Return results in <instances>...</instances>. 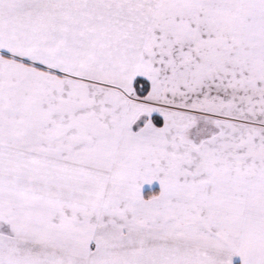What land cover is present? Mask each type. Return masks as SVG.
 <instances>
[{"label":"snow or ice","instance_id":"obj_1","mask_svg":"<svg viewBox=\"0 0 264 264\" xmlns=\"http://www.w3.org/2000/svg\"><path fill=\"white\" fill-rule=\"evenodd\" d=\"M0 264H264V0H0Z\"/></svg>","mask_w":264,"mask_h":264}]
</instances>
